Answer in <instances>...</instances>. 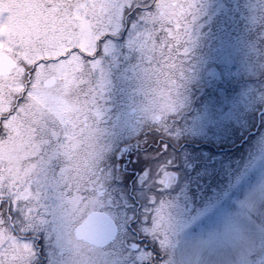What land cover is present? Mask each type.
<instances>
[{
	"label": "flooded vegetation",
	"instance_id": "obj_1",
	"mask_svg": "<svg viewBox=\"0 0 264 264\" xmlns=\"http://www.w3.org/2000/svg\"><path fill=\"white\" fill-rule=\"evenodd\" d=\"M258 1L264 37L262 0ZM78 3L83 6L67 8L62 6V0L50 3L0 0V33L6 37H38L52 43L58 36L59 24L70 25L69 32L74 31L75 37L84 34L87 51L80 54L84 73L88 74V81L84 83H64L55 77L39 82L40 93L53 92L63 97L48 105L36 99L33 110L26 108L29 81L21 83L17 96L6 98L5 103L0 98V152L9 153L8 158L2 159L13 166L10 173H0V222L11 235L27 239L21 237L23 227L17 219L20 212L15 213L11 204L15 187L23 191L28 185L32 191L41 193L39 199L43 202L59 201L69 204L68 207L72 203L91 201L110 203L125 196L135 208L133 223L122 230L109 216L116 227L113 241L103 248L82 243L91 249L113 251V254L120 252L124 260L131 252L141 253V264H160L164 255L150 244L147 234L134 228L139 217H152L162 223L168 219L171 209L182 213L188 205L190 213L192 200L209 203L217 191L212 183V178L217 176L213 170L215 162L210 159L215 154L242 156L249 152L251 143L261 135L264 105L256 113L251 128L248 112L236 114L235 119L228 121L220 113L206 108L217 104L225 106L227 100L219 92L223 96L232 93L243 82L219 86L218 80L209 78L205 72L208 65H211L210 75L217 70L212 69L213 61L203 59L206 45L199 37L190 33L188 37L183 33H163L169 16L180 8L179 1L78 0ZM105 3L113 6L104 7ZM117 4L121 6L115 7ZM148 6H154L153 10L149 11ZM102 35H108V39L100 45L101 54L92 59ZM89 36L97 38L92 43ZM137 37L149 38L141 41L142 49L132 48L140 41ZM211 39L217 42L214 52L229 45L226 37ZM0 46V52L15 62V68L0 77L1 81L13 73L17 61L5 50L3 43ZM110 46L112 50L107 51ZM17 51L21 52L20 47ZM94 61H100L97 67L91 65ZM49 80L55 82L46 87ZM64 90V95L60 94ZM190 96L199 110L195 119L199 134L195 135L198 136L195 141L184 139L175 145L170 139L169 121L163 120L158 113L160 110L167 112L169 105ZM59 101L62 104L58 108ZM131 104L147 107L145 110L138 107L129 113L118 109L113 115L105 110L106 105ZM228 110L234 111L233 107ZM140 123L143 127L137 130ZM220 130L223 135L218 142L215 135ZM161 142L171 145L167 153L161 151ZM173 153L198 154V157L209 154L210 162H181L174 167L170 161ZM177 185L179 189L173 191ZM147 202L149 207L145 206ZM92 213L108 215L103 210L91 211L82 222Z\"/></svg>",
	"mask_w": 264,
	"mask_h": 264
},
{
	"label": "rangeland",
	"instance_id": "obj_2",
	"mask_svg": "<svg viewBox=\"0 0 264 264\" xmlns=\"http://www.w3.org/2000/svg\"><path fill=\"white\" fill-rule=\"evenodd\" d=\"M175 1H179L180 8L169 16L170 21L164 24L163 33L167 35L183 33L184 37H188L190 33L189 35L199 37L201 43L206 45L203 54L206 56L203 59L213 61L212 69L217 70L212 74L213 76L208 72L211 65H208V69L204 71L209 78L218 80L219 86L222 83L231 85L243 82L238 88L233 89L232 93L223 96V93L219 92L227 100L225 106L217 104V106L205 107L211 108L212 112H217L216 114L220 113L227 120L235 119L236 114L239 116L248 112V124L251 128L252 121L256 120V113L260 112L264 105V37H262L263 27L259 22V1L199 0L196 2L197 5L203 3L208 10V16L197 22L203 27L193 24L192 16L185 11V0ZM62 25H58V36L52 43L38 37H6L3 32L0 33L2 37L0 45L3 43L5 50L12 53L17 61V68L13 73L7 79L0 81L2 103H5L8 97L17 96L23 81L26 83L29 81L25 95L27 110H33L36 99H42L43 103L48 105L57 103L56 100L63 97L53 92L40 93L37 89L38 83L49 77H55L64 83L88 81V74L84 73V63L80 54L87 51L85 50L87 37L84 34L75 37L74 31L71 32L74 35L70 36L68 29L70 25ZM221 36L228 38L229 45L214 52L217 42L211 37ZM95 38L97 37H90L89 40L93 43ZM137 39L140 41L132 46L133 49H142L141 41H147L149 38L137 37ZM19 47L21 52L17 51ZM74 47L79 51L74 52L67 61L53 62L44 66L40 70L43 75L39 79L36 75H29L32 72L31 65L39 61L42 56L44 58L49 55L63 56ZM111 50L112 46L107 48V51ZM91 65L97 67L98 63L94 61ZM60 88L64 89L62 86ZM246 89L248 90L245 91ZM64 92L65 90L60 94L64 95ZM191 97L183 101L177 100L169 105L167 112L160 110L158 113L163 120L169 121L170 139L175 141V145L184 139L196 140L198 137L195 136L199 134L195 119L199 110L197 111L196 105L191 102ZM61 104L62 102L59 101L56 106L59 108ZM138 107L145 110L147 106L106 105L105 110L106 113L113 115L118 109L129 113L130 110ZM231 107L234 111L228 110ZM147 113L148 111L146 115ZM261 122L260 138L251 143L253 145L245 155L215 154L214 158L210 159L209 154H201L202 157H198V154L185 156H183L185 153L171 154L170 161L174 167L177 166L176 163L192 164L197 163V160L208 163L210 159L215 162L213 170L217 172V176L212 178V183L217 191L209 202L214 201L217 206L211 214L195 220L190 218L196 217L207 203L202 204L192 200L193 210L190 213L188 205L182 213L171 209L168 219L162 223H157L152 217H139V222L134 228L147 234L150 244L164 255L160 264H264V200H261L258 194L261 186H264V114ZM142 127L140 123L137 130ZM217 132L215 137L219 142L223 133L221 130ZM8 154L0 152V173H10L13 168L11 163L2 159V157L8 158ZM15 188L11 204L15 213L20 212L21 216L19 218L17 215V219L23 227L21 237L27 239L21 240L11 235V231L0 222V264L142 263L141 253L131 252L127 256L128 259L124 260L121 259L124 255L120 252L115 251L113 254V251L91 249L75 238V230L91 211H105L118 222L122 230L128 223H133L135 208L125 196L110 203L91 201L88 204L72 203L74 207L72 204L68 207L69 204L64 202H43L39 199L41 193L32 191L28 185L23 191H19L18 187ZM242 203L245 204L243 208L240 207ZM145 206L149 207L148 202Z\"/></svg>",
	"mask_w": 264,
	"mask_h": 264
},
{
	"label": "snow or ice",
	"instance_id": "obj_3",
	"mask_svg": "<svg viewBox=\"0 0 264 264\" xmlns=\"http://www.w3.org/2000/svg\"><path fill=\"white\" fill-rule=\"evenodd\" d=\"M50 2H54V0H45V3H50ZM62 6L67 7V8H73V7H82L83 5L78 3V0H62ZM93 6H97V5H93ZM113 5L111 3H105L104 7H112ZM121 5L117 4L115 5V7H120ZM125 7V10L128 9L127 5H123ZM149 7V11L153 10L154 6H148ZM185 11L190 14L192 16L193 19V24L197 27H203L202 24H197V22L202 19L205 16H208V10L205 7V5L203 3H201L199 6L197 5L196 2H194V0H185V5H184ZM261 14H264V0H262V4H261ZM108 39V35H102L98 40H97V47H96V51L92 54V59H95V57L99 56L101 54V49H100V45L102 42L106 41ZM190 43H195V41H189ZM79 49L78 48H72L70 52H68L67 54L63 55V56H53V55H49L47 58H44L42 56V58L37 61L34 65H31L32 68V72L29 73V75H36L38 77V79L43 75V73L40 71L44 66H46L49 63H53V62H59V61H67L69 59V57L72 55L73 52H78ZM100 61H97V63H99ZM171 145L168 144L167 142H161V151L163 153H167L169 147ZM143 169H141V174H143ZM179 189V185L176 186V188L172 189L173 191H176ZM261 200H264V186H261V188L259 189L258 192ZM255 195V194H254ZM251 199V198H250ZM217 204L214 201H211L209 203H207L198 213L196 217H191L190 220H195L198 219L201 216H206L208 214H211L215 208H216ZM245 206V204H241L240 207L243 208Z\"/></svg>",
	"mask_w": 264,
	"mask_h": 264
},
{
	"label": "water",
	"instance_id": "obj_4",
	"mask_svg": "<svg viewBox=\"0 0 264 264\" xmlns=\"http://www.w3.org/2000/svg\"><path fill=\"white\" fill-rule=\"evenodd\" d=\"M15 68V62L0 52V77L7 75ZM55 80L45 83L51 87ZM116 228L108 216L101 213H93L75 230V238L95 247H104L115 237Z\"/></svg>",
	"mask_w": 264,
	"mask_h": 264
}]
</instances>
